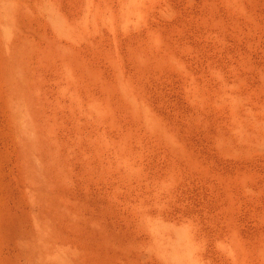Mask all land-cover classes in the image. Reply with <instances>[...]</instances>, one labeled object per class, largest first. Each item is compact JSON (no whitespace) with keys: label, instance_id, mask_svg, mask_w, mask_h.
Wrapping results in <instances>:
<instances>
[{"label":"bare ground","instance_id":"6f19581e","mask_svg":"<svg viewBox=\"0 0 264 264\" xmlns=\"http://www.w3.org/2000/svg\"><path fill=\"white\" fill-rule=\"evenodd\" d=\"M263 29L264 0H0L4 105L29 202L15 244L71 259L77 241L93 238L86 207L64 194L78 164L97 154L122 176L147 159L136 146L154 144L174 171H205L199 133L239 159L228 187L258 202L262 173L246 159L264 152ZM163 78L176 79L175 107L157 105ZM138 215L148 256L202 264L189 227L169 229L168 214L147 208ZM252 222L227 227V264H264V220Z\"/></svg>","mask_w":264,"mask_h":264},{"label":"rangeland","instance_id":"374dc122","mask_svg":"<svg viewBox=\"0 0 264 264\" xmlns=\"http://www.w3.org/2000/svg\"><path fill=\"white\" fill-rule=\"evenodd\" d=\"M178 21L184 19H178L175 27ZM198 48L196 50L201 47ZM2 50L4 46L0 44V264H178L169 260L159 262L144 251L140 240L144 234V222L138 215L142 208L149 209L160 220L168 214L172 223L164 226L169 229L177 225V231L181 232L189 227L197 239L195 247L207 253L202 264H227V256L219 253L223 249L221 239L227 227L238 218L248 223L264 220V196L256 202L250 196L235 192L233 186L231 190L228 187L231 176L226 171L233 175L237 173L239 159L227 158L225 152L199 133L193 146L203 155L201 158L206 170L201 172L174 171L164 145L150 144L147 150L143 148L141 151L136 146L137 152L143 153L147 159L139 160L136 167L126 170L122 176L109 174V165L99 155L87 157L77 165L79 170L74 173L73 185L66 187L64 194L67 193L73 202L81 201L86 207L85 220H88L93 238L77 241L71 259L65 258L61 251L50 259L39 256V253L36 254L39 257H32L28 248L15 244L17 234L13 232L15 222L21 220L24 213L19 207L27 206L29 202L20 186L19 160L10 137L8 112L4 105ZM262 50L256 48L258 54ZM159 82L158 88L166 95L157 101V105L175 107L176 79L163 78ZM258 84H253V89H258ZM259 152L263 151L256 153ZM263 153H259L258 161L255 153L247 155L250 158L246 159L249 164L255 163L253 169L257 168L260 175L262 173V181ZM255 174L256 177L251 174L249 178H256L254 181L258 182L259 174ZM261 182L258 184L260 187L264 186ZM252 224L248 232L252 231Z\"/></svg>","mask_w":264,"mask_h":264}]
</instances>
